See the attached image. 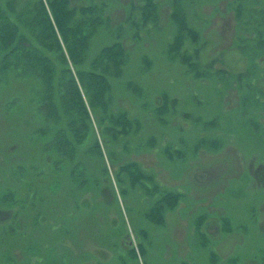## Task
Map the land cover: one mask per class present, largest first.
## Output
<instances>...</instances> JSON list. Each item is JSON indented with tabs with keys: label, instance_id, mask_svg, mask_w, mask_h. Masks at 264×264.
<instances>
[{
	"label": "rangeland",
	"instance_id": "rangeland-1",
	"mask_svg": "<svg viewBox=\"0 0 264 264\" xmlns=\"http://www.w3.org/2000/svg\"><path fill=\"white\" fill-rule=\"evenodd\" d=\"M104 1L109 25L88 58L116 42L120 27L126 61L110 82V109L139 127L113 143L93 122L102 155L85 153L92 138L77 148L88 177L79 188L26 137L40 125L27 85L0 87V264H212L210 252L215 264H264V46L246 22L252 10L264 23V0H175L199 35L181 47L197 50L199 76L168 52L173 0H155L157 20L146 24L139 0ZM245 2L252 8L237 20ZM129 163L148 179L131 181L120 171ZM161 191L182 198L157 226L145 215Z\"/></svg>",
	"mask_w": 264,
	"mask_h": 264
},
{
	"label": "trees",
	"instance_id": "trees-1",
	"mask_svg": "<svg viewBox=\"0 0 264 264\" xmlns=\"http://www.w3.org/2000/svg\"><path fill=\"white\" fill-rule=\"evenodd\" d=\"M76 1L82 4L74 5L72 0H0V87L14 81L27 85L29 100L35 106L40 125L27 132L26 137L41 141L36 152L51 155V171L64 174L67 170L70 183L85 188L88 185L87 172L76 161V154L77 148L92 138L93 143L85 153L101 157L100 144L97 138L94 139L93 122L103 128L102 136L113 143L131 130L134 132L139 123L123 112L113 113L110 109V82L122 75L126 61V50L119 39L120 27L115 30L116 42L102 47L88 58L89 44L95 33L109 25L108 16L105 15L107 1ZM139 1L136 9L140 12V23L155 22L158 12L155 0ZM247 3L237 4V20L242 16L241 8H245V14L252 8ZM173 4L171 20L177 30L168 45V52L181 58L192 72L196 68L193 58L197 57L198 52L196 50L193 55H187L181 47L188 38L197 42L199 35L188 26L178 2L173 0ZM249 15L251 18L246 22L253 25L258 34L254 43L258 45L262 42L264 46L263 31L259 30L264 23L260 24L252 16V10ZM246 40L239 38L236 42L242 51L244 47L241 42L246 43ZM256 51L252 55L245 53L256 56L262 52ZM195 71L194 76L201 74V70ZM4 104L6 108L12 105L7 99ZM204 143V139L199 141L200 146ZM120 171L139 184L143 178L148 179L133 163L123 165ZM101 172L106 174L105 166H102ZM156 189L154 187V191ZM159 196L145 216L154 225L162 226L165 213L175 208L182 194L161 191ZM6 197L11 198V195L6 192L3 199ZM202 222L203 217L196 220L195 232L199 236L202 234ZM222 223L226 230V219ZM210 253L211 263L215 264L216 255Z\"/></svg>",
	"mask_w": 264,
	"mask_h": 264
}]
</instances>
